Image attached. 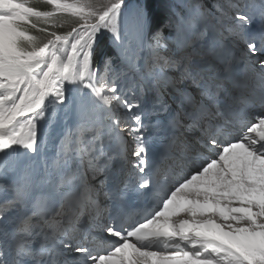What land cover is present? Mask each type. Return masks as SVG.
<instances>
[{"label":"snow or ice","instance_id":"6c2138e0","mask_svg":"<svg viewBox=\"0 0 264 264\" xmlns=\"http://www.w3.org/2000/svg\"><path fill=\"white\" fill-rule=\"evenodd\" d=\"M156 2L0 0V264H264V0Z\"/></svg>","mask_w":264,"mask_h":264},{"label":"trees","instance_id":"16d2710c","mask_svg":"<svg viewBox=\"0 0 264 264\" xmlns=\"http://www.w3.org/2000/svg\"><path fill=\"white\" fill-rule=\"evenodd\" d=\"M29 4L31 6H33V7H36L38 9H40V10H50V6H48L47 4L43 3V0H30ZM154 8H155V5H154ZM66 20H68L70 22V24L65 29L60 27L59 30H55V29H50V30L51 31H56L57 33L58 32L64 33L66 31H68L69 29H71L73 20H72L71 17H67ZM29 31H30V34H33V35H36V36H39V37H45L46 36L45 33H41V32H39V31H37L35 29H30Z\"/></svg>","mask_w":264,"mask_h":264},{"label":"bare ground","instance_id":"6f19581e","mask_svg":"<svg viewBox=\"0 0 264 264\" xmlns=\"http://www.w3.org/2000/svg\"><path fill=\"white\" fill-rule=\"evenodd\" d=\"M43 126L44 125L42 124V127ZM60 126L61 125L53 126V127L48 128L47 130V133H49V139L47 143L46 152L49 156H53L55 154V145L58 142L57 136L61 132Z\"/></svg>","mask_w":264,"mask_h":264},{"label":"rangeland","instance_id":"374dc122","mask_svg":"<svg viewBox=\"0 0 264 264\" xmlns=\"http://www.w3.org/2000/svg\"><path fill=\"white\" fill-rule=\"evenodd\" d=\"M249 1H252V0H249ZM258 2H259V0H258ZM69 24H70V22H69L68 20H65V22H64V24H63V26H62L61 28L65 29ZM62 118H63L62 115H60V119L57 120V121L54 123V125L59 124L60 121L62 120ZM42 124L44 125V126L42 127V130H43V131H44V128H45L46 126H50L49 124L44 123V122H42ZM69 126H70V125H69ZM44 132H45V131H44ZM47 143H48V141H47Z\"/></svg>","mask_w":264,"mask_h":264},{"label":"clouds","instance_id":"9594fccd","mask_svg":"<svg viewBox=\"0 0 264 264\" xmlns=\"http://www.w3.org/2000/svg\"><path fill=\"white\" fill-rule=\"evenodd\" d=\"M113 239V238H112Z\"/></svg>","mask_w":264,"mask_h":264}]
</instances>
